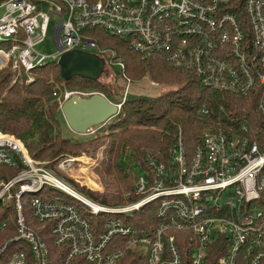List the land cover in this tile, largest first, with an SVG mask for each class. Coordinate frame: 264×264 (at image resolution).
<instances>
[{
	"label": "built area",
	"instance_id": "1",
	"mask_svg": "<svg viewBox=\"0 0 264 264\" xmlns=\"http://www.w3.org/2000/svg\"><path fill=\"white\" fill-rule=\"evenodd\" d=\"M51 22L55 49L45 51L38 44ZM95 28L207 88L254 96L258 118L230 132L204 130L192 150L178 127L168 152L137 163L141 173L126 195L134 200L116 205L80 194L56 173L89 174L96 160L62 154L51 168L0 131V167L16 170L0 178V235L11 232L0 238V259L9 252L6 264H118L137 250L143 264H181V232L191 264H204L211 249L221 253L218 264H264V0H0V69L11 64L29 83L34 68L57 63L63 51L92 48L122 69ZM147 204L154 222L133 227L127 220Z\"/></svg>",
	"mask_w": 264,
	"mask_h": 264
},
{
	"label": "trees",
	"instance_id": "2",
	"mask_svg": "<svg viewBox=\"0 0 264 264\" xmlns=\"http://www.w3.org/2000/svg\"><path fill=\"white\" fill-rule=\"evenodd\" d=\"M92 32L99 46L113 48L122 60V69L113 67L118 74L122 73L132 81L147 76L170 88L156 96L127 94L118 113L103 124L106 125V134L73 141L62 137L56 126L63 90L79 88L90 95L103 94L111 101V89L100 78L73 76L65 80L56 62L34 68L32 81L26 83L24 72L13 71L8 64L0 69V131L20 139L31 157L51 161V168L65 152L94 154L101 151L95 173L104 186V192L83 191L94 201L116 205L134 200V196H126L135 183L131 164L143 163L147 152H168L178 127L182 128L187 148L192 150L204 130L230 132L241 124L250 125L254 118H258L254 96L207 88L198 76L174 68L158 55L142 57L129 47L124 37L101 28ZM203 108L208 110L206 116L200 113ZM15 172V169L0 167V178H7ZM152 208L151 204L145 205L127 222L135 228L148 226L154 222ZM10 233L5 232L0 238L4 240ZM175 234L181 264H191L190 244L185 241L183 233ZM49 245L54 254L57 248L51 243ZM220 255L219 251L211 249L204 264H218ZM8 256L9 252L0 259V264H6ZM144 261L145 257L137 250H128L118 264H143Z\"/></svg>",
	"mask_w": 264,
	"mask_h": 264
},
{
	"label": "rangeland",
	"instance_id": "3",
	"mask_svg": "<svg viewBox=\"0 0 264 264\" xmlns=\"http://www.w3.org/2000/svg\"><path fill=\"white\" fill-rule=\"evenodd\" d=\"M52 27H53V22H51L44 40L40 44H38V48L43 49L45 51H52L55 49L54 48L55 42H54V38L52 34ZM91 52H95V48H92ZM113 67L114 66H111L106 62L104 66V71L100 76V80H102V82L105 83L111 89L112 96H109V98L114 103L120 102L123 98L126 97L127 94H130V93L156 96V95H159L167 91L170 88L169 86L159 85L158 83L151 80L147 76H144L139 80L132 81L129 78L125 77L122 73L121 75L118 74L113 69ZM31 76L33 79V74H31ZM152 82L156 83V85H153ZM63 91L72 93V94H78L81 97H85L83 96V94L86 93L85 91L79 88L64 89ZM56 126L58 130L60 131L62 137L73 140V141L86 140V139L95 137L97 135L99 136V135L107 133L105 132L106 125H103V124L93 127L92 128L93 133L92 132H90L89 134L88 133L86 134L76 133L69 127L61 109L57 113ZM64 154L65 155L69 154V155H72L78 158H84V159L91 158L92 160H96L97 164L101 160V156H102L101 151H96L94 154L86 153V152H81L79 154L65 152ZM95 168L96 167L94 166L93 172H90L89 174L81 173L77 170V168H75L72 171H68L66 173L58 172V171L56 173L59 175L61 179L67 182L71 186V188H73L75 191L91 198L90 196L84 193L86 190L90 192H96V193L104 192V186L102 182L100 181L99 177L97 176V174L95 173ZM131 169H132L133 176H136L141 173V170L139 169L138 165L135 163L131 164ZM88 177H90L91 181L87 180ZM97 186H100L102 189L101 190L96 189Z\"/></svg>",
	"mask_w": 264,
	"mask_h": 264
},
{
	"label": "water",
	"instance_id": "4",
	"mask_svg": "<svg viewBox=\"0 0 264 264\" xmlns=\"http://www.w3.org/2000/svg\"><path fill=\"white\" fill-rule=\"evenodd\" d=\"M57 64L65 80L73 76L98 79L104 71L105 60L95 52L70 49L60 54ZM60 109L69 127L79 134H86L93 127L104 124L119 111L115 103L100 93L88 97L72 94L62 102Z\"/></svg>",
	"mask_w": 264,
	"mask_h": 264
}]
</instances>
